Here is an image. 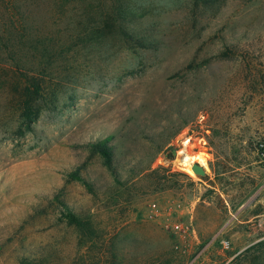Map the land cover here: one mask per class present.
I'll use <instances>...</instances> for the list:
<instances>
[{"label": "rangeland", "instance_id": "374dc122", "mask_svg": "<svg viewBox=\"0 0 264 264\" xmlns=\"http://www.w3.org/2000/svg\"><path fill=\"white\" fill-rule=\"evenodd\" d=\"M262 143L264 0H0V264H264Z\"/></svg>", "mask_w": 264, "mask_h": 264}, {"label": "trees", "instance_id": "16d2710c", "mask_svg": "<svg viewBox=\"0 0 264 264\" xmlns=\"http://www.w3.org/2000/svg\"><path fill=\"white\" fill-rule=\"evenodd\" d=\"M16 66H17V64H16ZM24 105L25 106L23 108L25 110V118H26V120L31 121L30 118L32 115V113H31L32 112V107H31L32 104L28 101ZM96 149H97V152L100 155H102V157L105 159L106 165L110 169H112L113 168L112 151L106 147V144H98V145H96ZM71 177L73 180H76V181L84 184L85 186L91 188L90 184L87 182V180L85 178L82 177V175H80L79 172L72 173ZM64 216H65V218H67L69 225H75L84 231H85V229H88L87 224L80 217H78L76 214L72 213L71 211L67 212ZM22 264H31V263L23 262Z\"/></svg>", "mask_w": 264, "mask_h": 264}, {"label": "bare ground", "instance_id": "6f19581e", "mask_svg": "<svg viewBox=\"0 0 264 264\" xmlns=\"http://www.w3.org/2000/svg\"><path fill=\"white\" fill-rule=\"evenodd\" d=\"M189 143L187 142L186 145H188ZM188 147V146H187ZM183 153V152H182ZM185 154V152H184ZM183 165L185 166V170L189 173H191V168L193 166V164H195L196 162L197 163H200L201 166H203L204 168L207 166V160L206 158L201 155V154H198V155H195V156H189V155H186L185 158L183 159Z\"/></svg>", "mask_w": 264, "mask_h": 264}, {"label": "water", "instance_id": "95a60500", "mask_svg": "<svg viewBox=\"0 0 264 264\" xmlns=\"http://www.w3.org/2000/svg\"><path fill=\"white\" fill-rule=\"evenodd\" d=\"M192 170H193V172H194L196 175H198V176L203 177V176L206 175V170H205V168H204L203 166H201L200 164H198V163L193 164V166H192Z\"/></svg>", "mask_w": 264, "mask_h": 264}, {"label": "built area", "instance_id": "2783aa9c", "mask_svg": "<svg viewBox=\"0 0 264 264\" xmlns=\"http://www.w3.org/2000/svg\"><path fill=\"white\" fill-rule=\"evenodd\" d=\"M259 150H260L261 156L264 158V143L259 145ZM229 245H230L229 242H227V241L224 242L225 248H228Z\"/></svg>", "mask_w": 264, "mask_h": 264}]
</instances>
